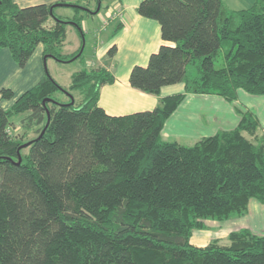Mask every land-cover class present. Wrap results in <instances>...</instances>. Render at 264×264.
<instances>
[{
    "label": "trees",
    "instance_id": "16d2710c",
    "mask_svg": "<svg viewBox=\"0 0 264 264\" xmlns=\"http://www.w3.org/2000/svg\"><path fill=\"white\" fill-rule=\"evenodd\" d=\"M54 7L0 0V47L19 67L38 44L45 58L82 57L60 54L66 26L82 32L80 18L59 19ZM136 11L173 45L134 65L129 85L158 96L182 83L184 93L159 98L152 110L109 115L98 97L114 76L102 66L74 72L68 88L47 73L7 109L1 101L13 92L0 90V264H264V234L248 228L230 232L227 245L189 242L204 220L244 216L252 198L264 204L256 116L237 107L235 128L191 146L161 138L186 93L229 102L238 90L264 95V0L228 11L222 0H141ZM16 118L21 134L13 133Z\"/></svg>",
    "mask_w": 264,
    "mask_h": 264
},
{
    "label": "crops",
    "instance_id": "0c3cea01",
    "mask_svg": "<svg viewBox=\"0 0 264 264\" xmlns=\"http://www.w3.org/2000/svg\"><path fill=\"white\" fill-rule=\"evenodd\" d=\"M140 1L104 0L97 10L98 4L96 0H93L96 8L94 11L95 8L81 4L82 0H13L18 7L54 4L53 14L55 17L62 19V14L57 12L70 10L74 14L67 21H72L76 17L80 18L79 24L82 34L74 25L68 24L66 26V39L59 50V52L64 50L60 54L68 57L82 52L81 58L66 60L71 62L70 64L80 59L81 62H85L83 57L85 46L81 47L80 41L73 47V41L77 42V39L76 35L72 40L68 39L69 25L74 26L78 38L81 40L85 37V31H89L90 19L88 16H95L103 22L102 24L105 26L102 25L101 30H96V43H94L91 51L92 61L89 60L83 68L102 66L113 74L114 82L101 86L98 97V105L109 115H124L152 110L158 104L159 98L184 93L182 83L162 87L158 96L133 89L128 83L129 72L134 65L145 66L149 56L157 51L160 45H173L171 42L162 40L157 21L142 17L137 13L136 9ZM63 3L65 5H62ZM86 3L90 4V1L88 0ZM69 5H77L81 9ZM53 22L54 20L50 18L48 25L53 24ZM112 46L116 47V51L109 58L107 51ZM68 48L69 50H67ZM43 50L44 46L38 44L25 66L19 67L9 50L0 47V90L10 89L13 92L11 99L1 101L3 108H9L17 97L36 85L47 73H50L51 77L61 85L50 70L51 66L54 67L55 64H58L57 62L61 61H57L53 57L45 58ZM78 70L80 69L72 67L68 76L69 84L61 86L68 88L71 75ZM237 107L242 110H249L256 116L258 133L264 135V95H251L243 90H238L237 98L232 102L214 94L186 93L182 102L165 120L161 130V138L163 141L191 146L200 139L212 136L219 131L231 130L238 125L240 120V115L236 111ZM186 141H190V143L192 141V144H185ZM255 221L260 222L256 223ZM203 224V228L194 229L191 232L189 239L190 244L198 248L205 247L211 242L227 245L229 242L226 240H228L230 232L241 228H248L255 234L263 235L264 204L252 198L248 202V210L244 216L223 221L206 219ZM257 228H260L257 230L259 232L254 231Z\"/></svg>",
    "mask_w": 264,
    "mask_h": 264
},
{
    "label": "rangeland",
    "instance_id": "374dc122",
    "mask_svg": "<svg viewBox=\"0 0 264 264\" xmlns=\"http://www.w3.org/2000/svg\"><path fill=\"white\" fill-rule=\"evenodd\" d=\"M87 1L88 0H82L81 4L87 5L90 8L94 9L95 8V4H94L93 0H89L90 4H87L86 3ZM222 1H223L224 10L228 11V10H231V9L232 10H234V9L235 10H237V9H246V8H248V7H250L252 5L254 0H222ZM57 13H61L62 16H63L62 19L65 20V21L71 19L72 15L74 14L70 10H68L67 12L66 11L65 12L58 11ZM88 17L90 19L89 23H88L89 31H85V37L83 39L81 38V40H80V38H78L79 36L77 35V32L74 29V26L72 27L73 24H72L71 21H69V22H71L72 25H69V27H68V39L72 40L74 38V35H76L77 42L73 41V47L76 45V43L79 44L80 41H81V47L85 46L84 53H83V57L85 58V62L84 61L81 62V59L72 62L73 64H70L71 62H68V61H61V62H57L58 64H55L54 67L53 66L50 67L52 75L58 80V82L61 85H66L67 86L69 84L68 76H69V72L72 70V67L81 69V68L85 67L86 63L89 60L92 61V58H91L92 53H91V51H92V48L94 46V43H96V38H95L96 30H99V29L101 30V26L102 25L105 26V25L102 24L103 22L99 21L98 18H96L95 16L94 17L93 16H88ZM71 49H72V47H71ZM67 50H69V48ZM61 51L64 52V50H61ZM65 52H66V50H65ZM48 74L50 75V73H48ZM55 97L57 99H59L60 103H67L68 100H69L61 91H58L55 94ZM14 123H15L16 129L13 130V133L21 134L23 132V128L19 126L20 125L19 124V119L16 118ZM32 136H33L32 133L28 134L27 138L29 139ZM186 142L187 143H185V144H190V145L192 144V141H191V143H190V141H186ZM28 143L29 142L24 143L22 145V147L26 146ZM255 222L257 223L258 221H255ZM259 229L260 228H257L254 231L256 232ZM257 232H259V231H257ZM226 242H228V240H226Z\"/></svg>",
    "mask_w": 264,
    "mask_h": 264
},
{
    "label": "water",
    "instance_id": "95a60500",
    "mask_svg": "<svg viewBox=\"0 0 264 264\" xmlns=\"http://www.w3.org/2000/svg\"><path fill=\"white\" fill-rule=\"evenodd\" d=\"M99 7H100V3H98V5H97V10L99 9ZM71 102H72V100H71ZM48 119H49V118H48ZM17 163H18V164L20 163V158H18Z\"/></svg>",
    "mask_w": 264,
    "mask_h": 264
}]
</instances>
